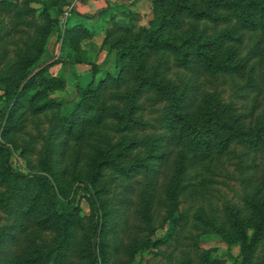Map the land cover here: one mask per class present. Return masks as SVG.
<instances>
[{
  "label": "trees",
  "instance_id": "obj_1",
  "mask_svg": "<svg viewBox=\"0 0 264 264\" xmlns=\"http://www.w3.org/2000/svg\"><path fill=\"white\" fill-rule=\"evenodd\" d=\"M18 2L0 0V15L11 17L12 28H32L36 11L44 23L37 26L36 38L24 44L11 37L15 61L4 67L10 74L0 75L1 136L14 132L26 114L52 116L46 134L40 135L39 149L20 147L21 155L37 156L35 172L15 169L0 139V264H108L111 228L112 251L131 260L161 245L152 241L156 211L165 209L172 228L184 229L187 219L175 214L180 196L191 187L189 171L230 156L234 146L264 153V122L246 123L233 104L212 89L220 78L249 74L252 60L264 57L260 43L247 56L241 54L246 39L264 38V0L149 1L152 19L147 27L132 30L113 22L106 32L103 44L116 54V74L106 72L95 79L98 68L92 65V80L66 103L51 97L65 87L63 77L48 71L57 61L39 60L67 2L32 1L39 10L19 7ZM51 8L57 18L51 17ZM108 10L72 16L99 20ZM71 18L58 36L70 50L64 57L81 64L78 43L88 34L80 25L69 26ZM171 65L187 72V79L175 83L167 77ZM246 86L253 87L250 82ZM144 96L151 105H161L156 119L160 131L130 139L126 134L150 127L141 114ZM111 123L118 124L114 132L123 135L115 143L101 136ZM78 147L95 152L86 161V173L67 181L69 175L57 163L68 157L77 165L88 154L74 151ZM106 170L129 180L119 213L109 209L103 197ZM251 190L243 209L224 208L222 226L202 211L194 216L228 243L239 245L234 264H264V172ZM81 193L90 211L87 222L81 216Z\"/></svg>",
  "mask_w": 264,
  "mask_h": 264
},
{
  "label": "rangeland",
  "instance_id": "obj_2",
  "mask_svg": "<svg viewBox=\"0 0 264 264\" xmlns=\"http://www.w3.org/2000/svg\"><path fill=\"white\" fill-rule=\"evenodd\" d=\"M18 1L17 5L19 7L27 6L34 10L40 9L38 3L32 2L36 0ZM22 1L31 2L25 3ZM122 1H126L124 5L110 8L99 20L88 21L81 17H74L68 23L69 26L80 25L88 34L87 37L81 39L78 43L79 55L84 61L81 64H71L64 57V54L70 50L58 36L60 31L62 32L59 25L58 30L53 31L49 35L45 44V53L41 56L39 63L57 61L48 70L50 76L63 77L65 80L64 90L52 94V98L58 97L64 103L69 100H75L77 88L85 87L92 80V65H96L98 68V72L94 76L95 79L100 78L106 72L116 74V54L114 51L109 53L107 45L103 44L106 32L112 28L113 22L122 28L137 30L139 27H147L152 19L149 3L151 0ZM39 13L36 11V16L32 19L34 24L32 28L28 25L12 28L11 17L0 15V75L3 77L11 73V70H5L4 67H10L15 61L14 51L16 46L12 42L11 37L15 41L17 40L20 45L22 42L23 44L28 42L29 38H36L35 30L37 26L44 23L39 17ZM50 14L52 18L56 17L55 8H51ZM257 43H260V46L264 48V38L261 36H254L250 40L246 39L241 50L242 57L248 55L250 48L258 46ZM250 65H253V68L249 74L220 78L212 85V89H216L221 93L225 103H232L237 112L243 115L246 123H254L256 120L264 122V57L258 56L252 60ZM165 72L167 77L175 83L186 80L189 75L182 69L172 65ZM248 82L253 85L252 88L246 86ZM2 94L3 92L0 91V98ZM147 97L141 98L140 102L143 104L141 114L148 121L150 127L144 132H136L133 135L126 134L130 139L141 140L160 131L157 127L156 119L161 113V105H151L146 100ZM1 109L0 100V111ZM51 116L52 113H44L38 116L26 114L24 117L25 121L22 119L17 120L15 124L16 130L9 133L5 138L1 136L3 126H0V139L9 148L11 152L10 162L18 171H37V156L33 152L24 156L21 155L20 147L28 145L29 148L39 149L42 143L40 135L46 134L48 120ZM117 127L119 128L116 123L109 124L101 132L102 139L104 140L108 137L112 143H115L123 136L114 132ZM12 142L17 148L13 147ZM77 150L81 152V156L84 151L86 153L88 151L86 158H81L77 165L74 166L71 158L69 159L68 157L61 158L57 163L58 169L61 172H67L69 175L67 181L86 173L88 168L86 167V161L95 152L94 149H85L83 151L81 147L74 148V151ZM74 151L72 154H74ZM137 153L138 151L136 150L131 156L134 157ZM263 172L264 153H250L240 146H234L232 154L228 157L208 162L204 166L196 167L194 170L189 171L187 183L191 187L184 195L180 196L178 212L175 214V217L183 215L187 219L184 229L179 231V228L176 230L172 228V224L167 220V211L165 209L156 211L153 224L155 234L152 237V241H160L161 245L156 249L150 248L145 252H139L130 260L126 257L115 255L112 251L111 246L115 244L113 239L115 236L111 228L106 238L109 242L107 248L108 264H181L184 262H189L188 264H209L205 261L206 258L214 262V264H234V258L240 253L239 245L228 243L219 234L196 221L194 216L197 211H202L206 217L215 219L216 225L222 226L224 208L231 206L235 209H243L245 197L252 191L251 189L256 187ZM135 179L142 180L143 178L137 177ZM135 179L133 178L130 181L133 182ZM105 180L107 181V193L103 197L109 205V209L114 212L119 209V199L122 196L124 197V185L129 180L115 176L109 170L105 171ZM82 197L81 193L79 195L81 216L87 222L90 211ZM117 212L119 213V210ZM113 215L115 217L118 216L116 212ZM0 222H3V220ZM44 238L47 239V237Z\"/></svg>",
  "mask_w": 264,
  "mask_h": 264
},
{
  "label": "crops",
  "instance_id": "obj_3",
  "mask_svg": "<svg viewBox=\"0 0 264 264\" xmlns=\"http://www.w3.org/2000/svg\"><path fill=\"white\" fill-rule=\"evenodd\" d=\"M126 1L122 0H82L75 12L78 15H94L102 10L124 5ZM74 14V15H75ZM75 16H72L73 19Z\"/></svg>",
  "mask_w": 264,
  "mask_h": 264
},
{
  "label": "built area",
  "instance_id": "obj_4",
  "mask_svg": "<svg viewBox=\"0 0 264 264\" xmlns=\"http://www.w3.org/2000/svg\"><path fill=\"white\" fill-rule=\"evenodd\" d=\"M81 1L82 0H66L67 4L58 17V25L61 29H64L67 21L72 17L73 13L76 12Z\"/></svg>",
  "mask_w": 264,
  "mask_h": 264
}]
</instances>
